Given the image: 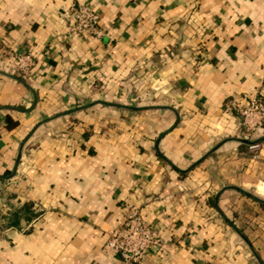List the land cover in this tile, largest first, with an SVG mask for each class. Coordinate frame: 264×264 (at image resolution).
<instances>
[{
	"label": "crops",
	"instance_id": "1",
	"mask_svg": "<svg viewBox=\"0 0 264 264\" xmlns=\"http://www.w3.org/2000/svg\"><path fill=\"white\" fill-rule=\"evenodd\" d=\"M0 71V264H118L132 207L161 238L140 264H264V202L215 197L264 199V126L225 108L264 97V0H0Z\"/></svg>",
	"mask_w": 264,
	"mask_h": 264
},
{
	"label": "built area",
	"instance_id": "2",
	"mask_svg": "<svg viewBox=\"0 0 264 264\" xmlns=\"http://www.w3.org/2000/svg\"><path fill=\"white\" fill-rule=\"evenodd\" d=\"M67 22V30L74 34L92 33L103 35L99 27V14L87 5H71L60 12ZM34 63L31 53L16 55L17 69L26 74ZM226 110L236 113L245 136H250L264 126V97L253 94L241 99L228 98ZM258 142L249 147L257 148ZM161 244L156 226L146 220L139 208L132 207L117 220L108 231L106 245L117 255L118 264H140L142 258L152 248Z\"/></svg>",
	"mask_w": 264,
	"mask_h": 264
},
{
	"label": "water",
	"instance_id": "3",
	"mask_svg": "<svg viewBox=\"0 0 264 264\" xmlns=\"http://www.w3.org/2000/svg\"><path fill=\"white\" fill-rule=\"evenodd\" d=\"M0 73L3 74V75L8 76V77H10V78H13V79H15V80H17V81H19V82L24 83L23 79L20 78V77L14 76V75H12V74H9V73L3 72V71H0ZM162 135H163V134H160L159 137H162ZM237 140H238V141H245V142H248L247 140H243V139H240V138H237ZM249 143L251 144V143H254V142H249ZM20 152H21V148L19 149V152H18V155H17L16 162H18V160H19V158H20ZM228 187H234V188H236V189H238V190H240V191H243L244 193H246V194H248V195H250V196L256 198L257 200H259V201H261V202H264V199L261 198L260 196L254 194V193H252V192H250V191H247V190H245V189H243V188H241V187H239V186H235V185H224V186H222V187L216 192V195H215V197H216V204H217V199H218L220 193H221L224 189H226V188H228ZM219 211H220L221 216H222L225 220H227L229 223H231V222L226 218V216L223 214V212H222L221 210H219ZM231 224H232V223H231ZM232 225H233V224H232ZM233 227H234V229H235V230H236V231H237V232H238V233H239V234H240V235H241V236H242V237L248 242L246 236H245L244 234H242V232H241L238 228H236L234 225H233ZM248 244H249L250 247L252 248V246H251V244H250L249 242H248ZM252 250H253V248H252ZM253 251H254V250H253Z\"/></svg>",
	"mask_w": 264,
	"mask_h": 264
},
{
	"label": "trees",
	"instance_id": "4",
	"mask_svg": "<svg viewBox=\"0 0 264 264\" xmlns=\"http://www.w3.org/2000/svg\"><path fill=\"white\" fill-rule=\"evenodd\" d=\"M18 211H19V209L14 210V212H12L10 210L8 211L11 214V215H8V218H9L8 221H7V224L8 225H18V223H19V214H18Z\"/></svg>",
	"mask_w": 264,
	"mask_h": 264
},
{
	"label": "rangeland",
	"instance_id": "5",
	"mask_svg": "<svg viewBox=\"0 0 264 264\" xmlns=\"http://www.w3.org/2000/svg\"><path fill=\"white\" fill-rule=\"evenodd\" d=\"M248 190H250V192L252 193H256L253 188H249ZM5 210H10V209H5ZM11 211L14 212V209H12ZM4 214H5L4 211H2V208H0V230L5 228V224L7 222L6 218L3 217ZM2 218L4 219L3 221H1Z\"/></svg>",
	"mask_w": 264,
	"mask_h": 264
}]
</instances>
